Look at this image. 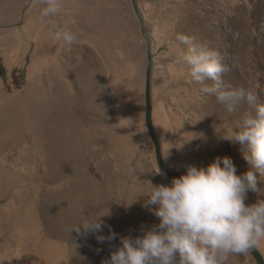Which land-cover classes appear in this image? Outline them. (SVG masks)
Wrapping results in <instances>:
<instances>
[{
  "label": "rangeland",
  "instance_id": "1",
  "mask_svg": "<svg viewBox=\"0 0 264 264\" xmlns=\"http://www.w3.org/2000/svg\"><path fill=\"white\" fill-rule=\"evenodd\" d=\"M136 3L150 40L152 123L165 166L185 174L189 164L228 156L237 175L246 172L238 145L218 137L243 110L230 115L200 91L176 62L183 47L176 37L215 50L230 44L235 62L227 80L264 101V0ZM39 11L37 0H0V264L57 261L62 248L45 245L54 241L70 246L69 264H102L119 237L159 223L141 206L144 198L133 203L147 181L172 180L158 170L145 126L146 43L131 0H62L56 20L76 34L70 48L53 39ZM138 161L145 174L130 171ZM257 198L249 192L245 203ZM108 209L101 219L117 234L113 241L96 239L108 227L68 235L82 213L92 218ZM257 249L264 258V245ZM228 264L256 263L248 254Z\"/></svg>",
  "mask_w": 264,
  "mask_h": 264
},
{
  "label": "clouds",
  "instance_id": "2",
  "mask_svg": "<svg viewBox=\"0 0 264 264\" xmlns=\"http://www.w3.org/2000/svg\"><path fill=\"white\" fill-rule=\"evenodd\" d=\"M37 3L39 18L49 26L53 39L69 48L74 45L76 34L56 20L62 0ZM232 37L237 39L239 33H232ZM176 41L177 47L183 46L176 62L200 85V91L214 97L230 115L243 110L235 126L218 137L238 145L248 170L237 175L232 158L224 156L207 166L187 165L185 174L168 185L147 181V193L133 203L144 198L141 206L159 223L142 226L136 237H119L120 246L102 264H228L231 256L248 255L264 245V186L260 182L264 176V101L255 91L227 80L235 62L227 50L230 44L215 50L185 34H177ZM143 169L138 161L130 171L145 174ZM249 192L258 197L251 205L245 203ZM109 214V209L107 215L92 218L82 213L81 223L71 226L68 235L75 232L87 237L108 227L110 234L97 235L96 239L98 243L113 241L117 234L101 219Z\"/></svg>",
  "mask_w": 264,
  "mask_h": 264
},
{
  "label": "water",
  "instance_id": "3",
  "mask_svg": "<svg viewBox=\"0 0 264 264\" xmlns=\"http://www.w3.org/2000/svg\"><path fill=\"white\" fill-rule=\"evenodd\" d=\"M131 5L133 11L139 21L140 25V32L145 40L146 43V60H147V67L145 71V90H144V120L145 126L148 132V135L152 141L155 153V160L160 173L170 179L179 178L182 174L176 173L171 171L165 166V163L162 158L161 147L159 139L156 135L153 123H152V105H151V76H152V56H151V49H150V40L145 30L144 19L141 15V12L137 6L136 0H131ZM251 257L254 259L256 264H264V258L258 249H253L250 252Z\"/></svg>",
  "mask_w": 264,
  "mask_h": 264
},
{
  "label": "crops",
  "instance_id": "4",
  "mask_svg": "<svg viewBox=\"0 0 264 264\" xmlns=\"http://www.w3.org/2000/svg\"><path fill=\"white\" fill-rule=\"evenodd\" d=\"M34 240L36 241L35 244H42V245L44 244L43 241H41V239H38V240L34 239ZM45 245H47V246L49 245V246L57 247V248L60 247V248H62V252H63V255H60V259L59 260L56 261L55 259H53L54 256H51L50 258L49 257L47 258L48 262H46L45 264H52L55 261H56V263H59V264H69V255H70L69 249H70V246L67 245L68 248H66V247H64L62 245H58L57 242H55V241L51 242V243H45ZM32 246H33V244L30 246V248H32ZM33 248L37 252L38 249H39V246L35 245ZM30 253H31V251H30Z\"/></svg>",
  "mask_w": 264,
  "mask_h": 264
}]
</instances>
